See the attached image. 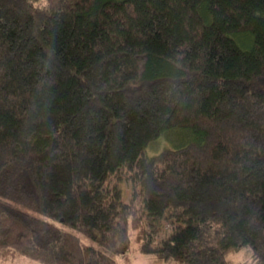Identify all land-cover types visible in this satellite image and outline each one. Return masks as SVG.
<instances>
[{
	"label": "trees",
	"instance_id": "trees-1",
	"mask_svg": "<svg viewBox=\"0 0 264 264\" xmlns=\"http://www.w3.org/2000/svg\"><path fill=\"white\" fill-rule=\"evenodd\" d=\"M133 242L264 264V0H0V259Z\"/></svg>",
	"mask_w": 264,
	"mask_h": 264
},
{
	"label": "rangeland",
	"instance_id": "rangeland-1",
	"mask_svg": "<svg viewBox=\"0 0 264 264\" xmlns=\"http://www.w3.org/2000/svg\"><path fill=\"white\" fill-rule=\"evenodd\" d=\"M86 241L88 243L93 244L91 240L87 239ZM229 258L233 261L232 264H244V262H248V263L251 262L249 258V252L246 250V248H243V250H241L240 252L231 253L229 255ZM117 259L120 264H167V262H165L159 257L150 254L141 253L139 250H137V244L134 242L131 250L128 252V256L127 257H125L124 255L119 256ZM0 264H42V263L30 260L28 258L18 257L14 260H8V261L0 259Z\"/></svg>",
	"mask_w": 264,
	"mask_h": 264
}]
</instances>
